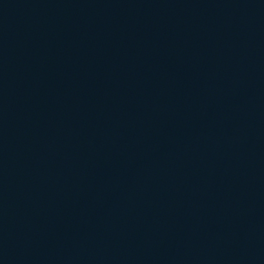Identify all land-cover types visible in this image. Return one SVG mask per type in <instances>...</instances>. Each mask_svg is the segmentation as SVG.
<instances>
[{
    "label": "water",
    "instance_id": "water-1",
    "mask_svg": "<svg viewBox=\"0 0 264 264\" xmlns=\"http://www.w3.org/2000/svg\"><path fill=\"white\" fill-rule=\"evenodd\" d=\"M263 83L264 0H0V264H61Z\"/></svg>",
    "mask_w": 264,
    "mask_h": 264
}]
</instances>
